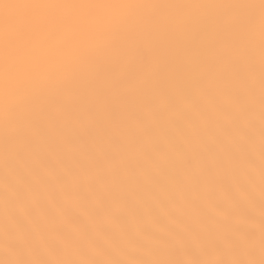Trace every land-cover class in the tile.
Wrapping results in <instances>:
<instances>
[{
	"label": "snow or ice",
	"instance_id": "1",
	"mask_svg": "<svg viewBox=\"0 0 264 264\" xmlns=\"http://www.w3.org/2000/svg\"><path fill=\"white\" fill-rule=\"evenodd\" d=\"M0 264H264V0H0Z\"/></svg>",
	"mask_w": 264,
	"mask_h": 264
}]
</instances>
